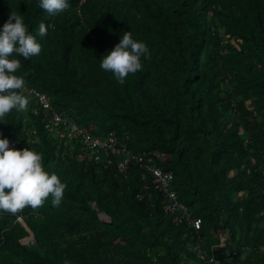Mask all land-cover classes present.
<instances>
[{
	"label": "trees",
	"instance_id": "16d2710c",
	"mask_svg": "<svg viewBox=\"0 0 264 264\" xmlns=\"http://www.w3.org/2000/svg\"><path fill=\"white\" fill-rule=\"evenodd\" d=\"M69 2L49 15L39 0H0V25L15 11L34 33L48 26L40 54L20 57L22 93L47 96L86 132H114L130 151L151 153L200 229L175 225L153 189L138 200L137 167L119 174L116 159L95 163L81 140L45 129L32 97L26 113L6 114L0 137L40 152L67 186L59 206L49 196L36 209L0 211V264H202L210 255L264 264V0ZM220 28L237 49L221 47ZM123 30L149 59L121 84L99 58Z\"/></svg>",
	"mask_w": 264,
	"mask_h": 264
},
{
	"label": "clouds",
	"instance_id": "9594fccd",
	"mask_svg": "<svg viewBox=\"0 0 264 264\" xmlns=\"http://www.w3.org/2000/svg\"><path fill=\"white\" fill-rule=\"evenodd\" d=\"M69 0H39V7L49 15L63 12ZM48 26L38 24V33L29 30L22 14L10 11L0 25V122L6 114L22 112L29 107V97L22 93L25 78L18 74L20 57L27 59L39 55ZM149 59V50L138 42L129 30L119 33V42L106 50L100 67L110 72L117 82L124 83L142 71V60ZM7 137H0V211L16 214L26 206L36 209L51 197V204L59 206L65 195L66 182L44 164L43 155L30 148L10 147Z\"/></svg>",
	"mask_w": 264,
	"mask_h": 264
},
{
	"label": "built area",
	"instance_id": "2783aa9c",
	"mask_svg": "<svg viewBox=\"0 0 264 264\" xmlns=\"http://www.w3.org/2000/svg\"><path fill=\"white\" fill-rule=\"evenodd\" d=\"M84 1L80 0V3ZM28 93L30 94L29 99L34 97L44 114L45 129L58 133V129L63 128L69 139L81 140L85 148L91 153L95 163L106 167L116 159V169L119 174L125 175L131 167H137L141 172V180L144 182L143 191L137 195L138 200L143 199L145 195L150 197V189H153L162 199L163 214L170 216L175 225L186 222L194 231L200 229V220L192 216V213L180 201L177 192L173 188V173L157 166L151 153H134L130 151L114 132H109L104 137L86 132L61 113L53 110L47 96L34 90H29ZM102 215L104 214H99V217L103 221L110 222L106 215H104L106 219ZM16 221L25 226L20 216L16 217ZM30 239L32 240V238ZM213 249L214 247L211 248V252ZM197 256L201 257V253L198 252ZM184 264L193 263L185 261ZM202 264H222V262L210 255L206 257Z\"/></svg>",
	"mask_w": 264,
	"mask_h": 264
},
{
	"label": "rangeland",
	"instance_id": "374dc122",
	"mask_svg": "<svg viewBox=\"0 0 264 264\" xmlns=\"http://www.w3.org/2000/svg\"><path fill=\"white\" fill-rule=\"evenodd\" d=\"M222 35H223V30L220 28L219 33H218V36L221 39V47H226L228 45V46H231L234 49H237L238 48V45L234 42V40H232V39L224 40V39H222L223 38ZM230 51H233V50H230ZM230 51L227 50V51H223L221 53H227V52H230ZM248 105H249V108L251 110H253V105L250 102L248 103ZM27 110L28 109L24 110L23 112L26 113ZM240 133H241L242 138H246V135L244 134V132L242 131V129L240 130ZM103 218L106 219V217H103ZM30 238L31 237L28 236V237H25V238L22 239L23 245H25L26 247H29V248H31L32 246H34V242ZM247 252H248V250L246 249L244 251V255L243 256H245L247 254ZM192 263L193 264H196L194 262H192Z\"/></svg>",
	"mask_w": 264,
	"mask_h": 264
},
{
	"label": "bare ground",
	"instance_id": "6f19581e",
	"mask_svg": "<svg viewBox=\"0 0 264 264\" xmlns=\"http://www.w3.org/2000/svg\"><path fill=\"white\" fill-rule=\"evenodd\" d=\"M102 217H105L104 215H102Z\"/></svg>",
	"mask_w": 264,
	"mask_h": 264
}]
</instances>
